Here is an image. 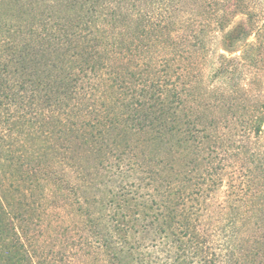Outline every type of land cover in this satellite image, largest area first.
I'll return each instance as SVG.
<instances>
[{
  "label": "trees",
  "instance_id": "1",
  "mask_svg": "<svg viewBox=\"0 0 264 264\" xmlns=\"http://www.w3.org/2000/svg\"><path fill=\"white\" fill-rule=\"evenodd\" d=\"M248 2L0 0V264H59L47 229L74 231L83 264H217L212 234L229 229L227 264H264L262 240L235 259L232 239L249 214L264 238ZM217 35L239 54L206 82Z\"/></svg>",
  "mask_w": 264,
  "mask_h": 264
},
{
  "label": "rangeland",
  "instance_id": "2",
  "mask_svg": "<svg viewBox=\"0 0 264 264\" xmlns=\"http://www.w3.org/2000/svg\"><path fill=\"white\" fill-rule=\"evenodd\" d=\"M249 5V9L252 12V16H253V22H254V26H255V30L257 29L259 32L257 35H251L249 37V41H254L255 38L257 39V41L259 42H263L264 43V0H249L248 2ZM254 30V31H255ZM212 41L214 42L213 44H211V56L210 58H207V61L205 62V60L203 59L201 61V80H205L206 82L208 80H210V76L212 71L211 67L212 64L216 63L217 57L219 54H222L225 58L229 59L231 57L237 56L239 54V50L235 49L231 52H227L225 50L222 49L221 47V43H220V36H214V38L212 39ZM258 73L260 75V79H261V83H262V93H263V98H264V56H263V61L261 63V67L260 69H258ZM254 87V86H253ZM255 88V87H254ZM260 144L264 145V133L262 134V137L260 139ZM66 170H69L70 167L68 165L65 166ZM218 197L215 199L213 198L211 200V202L214 200H220L218 199ZM60 204L58 202H52L51 207L49 210L50 214H49V220L52 223V225L54 226L56 224V222H58L59 224V217L64 216V210H62V208H60L59 206ZM249 220H246L248 222V224H245L243 227L241 226H236L237 229L239 228V230H235L234 235L236 237H232L233 241H236V245L239 246L240 250H235L238 251V255H235V259H237L236 257L239 256V254L241 253H245L248 250V247L252 241V239L255 238H259V240H262L264 242V238H261L262 235H260L259 233L254 235V229H255V220L256 218L251 216L252 214H249ZM258 222L257 224H259L260 226L264 227V214L261 215L260 217L257 218ZM255 222V223H254ZM57 229V226H56ZM213 229V228H212ZM58 230H60L58 228ZM233 231V230H232ZM60 232V231H59ZM57 233V237L56 234L53 231H50V229H47V231L44 233V236L42 237H38V239L43 240L45 239L44 242H46L47 244H49L50 247H52L54 249V251L56 252V260H58L59 264H83L84 260H85V255L81 254V253H77L76 252V241H77V236L76 234H74V231H70L67 235L68 242L65 244H62L58 237L62 235L60 233ZM210 234L212 233L211 231H208ZM228 232V233H227ZM226 233L229 234V229H227V231L224 233L222 232L219 236H215V233L213 232L211 237L212 240V246L211 249L213 250L212 252L215 254V256H213L212 258L215 259V262L217 264H227V262L225 261V251L220 250L221 249V245H222V241L221 240H225L226 237ZM53 235V236H50ZM231 239V240H232ZM235 244V242H234ZM85 254L87 250H90V248L86 245L85 246ZM220 250V251H219ZM248 253V252H246ZM164 254V253H163ZM163 254H159L160 258L163 257ZM158 255H156L157 257ZM159 257V256H158ZM235 261L230 262L231 264H234Z\"/></svg>",
  "mask_w": 264,
  "mask_h": 264
}]
</instances>
